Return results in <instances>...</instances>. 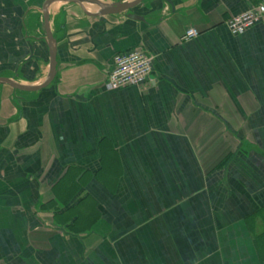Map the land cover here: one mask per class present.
<instances>
[{"label": "crops", "instance_id": "crops-1", "mask_svg": "<svg viewBox=\"0 0 264 264\" xmlns=\"http://www.w3.org/2000/svg\"><path fill=\"white\" fill-rule=\"evenodd\" d=\"M46 1L0 0V79H49ZM258 1L47 6L53 79L0 82V264H264V22L225 24Z\"/></svg>", "mask_w": 264, "mask_h": 264}, {"label": "built area", "instance_id": "built-area-1", "mask_svg": "<svg viewBox=\"0 0 264 264\" xmlns=\"http://www.w3.org/2000/svg\"><path fill=\"white\" fill-rule=\"evenodd\" d=\"M263 22L264 0H259L256 5L231 17L225 24L229 33L237 36ZM197 36L196 30L189 29L184 33L183 39L192 40ZM152 65L153 57L142 50L119 53L112 59V69L107 76L105 87L108 90L143 88L149 81Z\"/></svg>", "mask_w": 264, "mask_h": 264}, {"label": "water", "instance_id": "water-1", "mask_svg": "<svg viewBox=\"0 0 264 264\" xmlns=\"http://www.w3.org/2000/svg\"><path fill=\"white\" fill-rule=\"evenodd\" d=\"M142 1L143 0H134L131 2H118V3L111 4V3L102 2L100 0H47L42 8V16H43V25L45 29V38H46L47 46H48L50 57H51V72H50L49 79L42 85L38 87H32V88L20 86L12 81H9L8 79H0V82H4L5 84L9 85L13 89L19 90V91H37L47 86L53 79L54 74H55V50L52 45V37L50 34V30H49V16L47 14V6L50 3L52 2H72L78 5H81L82 3H90V4L97 6L100 9V12L97 13L96 15L106 16V15H114V14H119V13L132 10ZM131 18L143 20L141 17H138V16H134V17L132 16Z\"/></svg>", "mask_w": 264, "mask_h": 264}, {"label": "rangeland", "instance_id": "rangeland-1", "mask_svg": "<svg viewBox=\"0 0 264 264\" xmlns=\"http://www.w3.org/2000/svg\"><path fill=\"white\" fill-rule=\"evenodd\" d=\"M84 4H85V3H84ZM89 5H92V4H89V3H88V6H89ZM97 12H99V11H96V13H97Z\"/></svg>", "mask_w": 264, "mask_h": 264}]
</instances>
